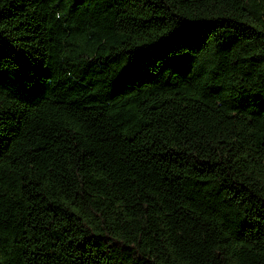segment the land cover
Returning a JSON list of instances; mask_svg holds the SVG:
<instances>
[{"label": "trees", "instance_id": "16d2710c", "mask_svg": "<svg viewBox=\"0 0 264 264\" xmlns=\"http://www.w3.org/2000/svg\"><path fill=\"white\" fill-rule=\"evenodd\" d=\"M0 264H264V0H0Z\"/></svg>", "mask_w": 264, "mask_h": 264}]
</instances>
